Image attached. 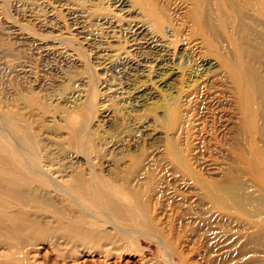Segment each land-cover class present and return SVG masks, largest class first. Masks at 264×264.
Masks as SVG:
<instances>
[{
  "label": "rangeland",
  "instance_id": "obj_1",
  "mask_svg": "<svg viewBox=\"0 0 264 264\" xmlns=\"http://www.w3.org/2000/svg\"><path fill=\"white\" fill-rule=\"evenodd\" d=\"M190 1L127 0L119 12L115 0H0V148L12 161L22 154L40 166L90 169L94 184L124 190L140 220L119 224L136 233L125 250H111L112 261L264 264V130L243 133L225 73L199 78L194 63L179 68L182 45L165 28L180 40L203 38L234 65L246 61L239 49H264L258 34L224 24L209 6L196 26ZM136 26L156 44L169 43L177 72L162 76L167 86L157 82L165 72L151 61L145 36L135 45ZM257 58L250 63L264 87ZM30 247L48 253L45 264L69 260L46 242ZM69 247L61 241L58 249Z\"/></svg>",
  "mask_w": 264,
  "mask_h": 264
},
{
  "label": "bare ground",
  "instance_id": "obj_2",
  "mask_svg": "<svg viewBox=\"0 0 264 264\" xmlns=\"http://www.w3.org/2000/svg\"><path fill=\"white\" fill-rule=\"evenodd\" d=\"M126 1L115 0L119 12L124 10L122 8L127 5ZM190 3L193 10L188 9L193 11L196 26L201 23L200 12L207 15L209 11L206 13L205 7L209 6L213 17L221 19L224 24L226 20L234 25L238 22L237 27L243 28L248 34H258L260 43H256L264 49V0H191ZM150 21L156 28L163 26L161 18L157 16H153ZM165 30L169 38L177 39V44L182 45L178 58L179 68L182 62L194 63V77L199 78L206 77L204 74L211 70L226 74L234 90V104L243 133L255 137L264 130V87L259 82V73L250 63L257 54L258 61L264 63V50L263 53L257 49L256 52L247 50L244 55V50L239 49L240 58L245 57L246 61L234 65L214 55L205 47L203 38L180 40L169 28ZM149 32L142 27H134L133 41L137 45L145 36L143 45H148L152 50L151 61L156 63L158 71L165 72L158 73L157 82L167 86L168 83L161 82L162 76L165 77L170 71V75L177 72L174 62L170 60L169 43L156 44ZM213 56L217 59L215 64L203 62L200 65L207 57ZM125 65L133 67L130 63ZM198 72L202 73L196 75ZM18 156L12 161L6 155V148H0V264H45L48 253L41 255L38 250L27 251L29 245L34 247L40 241L51 245L53 253L56 252L58 257L66 255L65 258L69 260L64 264H69L70 260L71 264H122L112 261V257L116 259V256H113L115 254L111 250H125L130 234L136 231L124 229L119 224L132 227L140 220L134 218V208L124 190L119 188L116 191L105 185L103 180L99 181L103 185L94 184L96 176L93 178L89 175L93 173L90 169L77 170L74 166L51 168L48 165L40 166L22 154ZM115 193L122 195L119 201H114ZM234 202L242 204V201ZM29 211L47 213L52 216V220L34 216ZM97 215L102 216V220H97ZM102 225L111 226L115 231H104ZM61 241L64 247L71 246L68 252L63 250V253L58 249ZM104 243L111 248L104 247ZM74 254L78 256L72 257Z\"/></svg>",
  "mask_w": 264,
  "mask_h": 264
}]
</instances>
